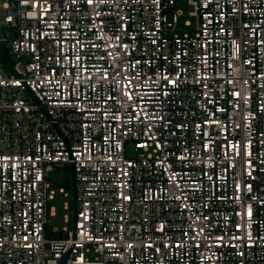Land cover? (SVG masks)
<instances>
[{
	"label": "built area",
	"instance_id": "2783aa9c",
	"mask_svg": "<svg viewBox=\"0 0 264 264\" xmlns=\"http://www.w3.org/2000/svg\"><path fill=\"white\" fill-rule=\"evenodd\" d=\"M0 264H264V0H0Z\"/></svg>",
	"mask_w": 264,
	"mask_h": 264
},
{
	"label": "rangeland",
	"instance_id": "374dc122",
	"mask_svg": "<svg viewBox=\"0 0 264 264\" xmlns=\"http://www.w3.org/2000/svg\"><path fill=\"white\" fill-rule=\"evenodd\" d=\"M176 10H180L184 14L186 20L194 22V19L189 16V6L185 1H178L176 5ZM184 19L181 18V22ZM70 169H60L51 174V182L56 186V194L54 200L51 202V207L55 209V215L50 218V232L55 234V231L61 233L64 229L73 226L74 208L67 209V203L73 202V198L66 197L65 194L60 192V188L65 186L69 181ZM67 187V186H66ZM70 190V188H68ZM67 216H70L71 222H68ZM57 236V234H55Z\"/></svg>",
	"mask_w": 264,
	"mask_h": 264
},
{
	"label": "water",
	"instance_id": "95a60500",
	"mask_svg": "<svg viewBox=\"0 0 264 264\" xmlns=\"http://www.w3.org/2000/svg\"><path fill=\"white\" fill-rule=\"evenodd\" d=\"M72 189H73V199H74V221L76 219V214H77V199H76V187H75V179H74V174H73V169H72Z\"/></svg>",
	"mask_w": 264,
	"mask_h": 264
},
{
	"label": "trees",
	"instance_id": "16d2710c",
	"mask_svg": "<svg viewBox=\"0 0 264 264\" xmlns=\"http://www.w3.org/2000/svg\"><path fill=\"white\" fill-rule=\"evenodd\" d=\"M66 186H67V188H70V179H69V181L66 183V185L64 187H66Z\"/></svg>",
	"mask_w": 264,
	"mask_h": 264
}]
</instances>
